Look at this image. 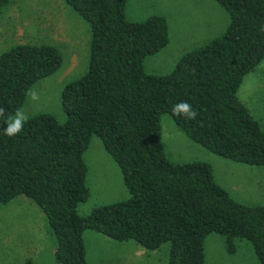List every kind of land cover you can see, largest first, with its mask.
<instances>
[{
    "label": "trees",
    "instance_id": "obj_1",
    "mask_svg": "<svg viewBox=\"0 0 264 264\" xmlns=\"http://www.w3.org/2000/svg\"><path fill=\"white\" fill-rule=\"evenodd\" d=\"M89 27L85 71L63 85L65 120L28 117L23 131L3 134L30 86L53 73L60 55L49 45L16 44L0 53V203L31 199L54 236L58 264H87L82 233L91 230L143 250L168 243L165 264H204V238L216 233L227 252L245 239L264 264V205L230 197L207 162L169 161L159 116L168 114L188 139L248 165H264V132L238 99L242 77L264 58V0H215L227 15L223 32L184 52L165 74L142 60L167 42L163 16H124L126 0H64ZM8 0H0V8ZM187 102L194 119L173 114ZM119 168L129 195L79 215L88 197L82 154L90 137ZM29 264V260L26 261Z\"/></svg>",
    "mask_w": 264,
    "mask_h": 264
},
{
    "label": "rangeland",
    "instance_id": "obj_2",
    "mask_svg": "<svg viewBox=\"0 0 264 264\" xmlns=\"http://www.w3.org/2000/svg\"><path fill=\"white\" fill-rule=\"evenodd\" d=\"M153 14L163 16L167 26L166 44L142 60L144 72L154 75L169 72L184 52L221 34L228 22L226 11L215 0H126L127 20L139 21ZM88 41L87 23L64 0H8L0 8V53L16 44H43L60 55L59 67L30 86L18 110L27 117L47 113L63 122L60 91L85 71ZM30 93L38 99L32 100ZM237 97L264 132V58L242 77ZM159 126L160 145L169 161L207 162L214 180L231 198L247 205H264V165H248L210 152L188 139L166 113L159 116ZM82 159L88 197L77 205L79 215L129 195L118 166L97 136L90 137ZM82 239L87 264L108 260L125 264V259L136 257L145 259L141 264H165L168 257V243L137 253L139 247L131 240L118 242L91 230L83 231ZM54 246L44 214L31 199L17 195L0 203V264H26L27 260L29 264H58ZM203 250L204 264H258L245 239L235 240L234 250L227 252L223 238L211 233L204 238Z\"/></svg>",
    "mask_w": 264,
    "mask_h": 264
},
{
    "label": "clouds",
    "instance_id": "obj_3",
    "mask_svg": "<svg viewBox=\"0 0 264 264\" xmlns=\"http://www.w3.org/2000/svg\"><path fill=\"white\" fill-rule=\"evenodd\" d=\"M32 100L38 99L35 93L29 94ZM173 114L175 115H183L188 119H194L196 117L195 110L192 109L191 105L187 102H181L179 105H175L173 107ZM6 109L0 106V118L5 117ZM28 117L24 112L17 110V112L9 117L7 126L3 129V134L9 138L15 137L19 133L23 131L24 124L27 121Z\"/></svg>",
    "mask_w": 264,
    "mask_h": 264
},
{
    "label": "crops",
    "instance_id": "obj_4",
    "mask_svg": "<svg viewBox=\"0 0 264 264\" xmlns=\"http://www.w3.org/2000/svg\"><path fill=\"white\" fill-rule=\"evenodd\" d=\"M83 244H84V242H83ZM140 249H142V248H140V247L137 248V251H135V252L141 253V250ZM125 261H126L125 264H138V263L141 264L140 262L145 261V259L144 258H137L136 257V258H128V259H125ZM102 264H118V262H115L113 260H108V261H106V262H104Z\"/></svg>",
    "mask_w": 264,
    "mask_h": 264
}]
</instances>
